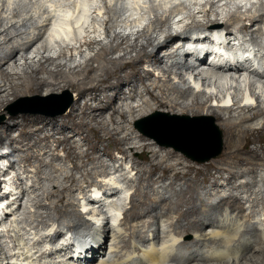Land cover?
Returning a JSON list of instances; mask_svg holds the SVG:
<instances>
[{
  "label": "bare ground",
  "instance_id": "1",
  "mask_svg": "<svg viewBox=\"0 0 264 264\" xmlns=\"http://www.w3.org/2000/svg\"><path fill=\"white\" fill-rule=\"evenodd\" d=\"M16 1L0 0V4H3L0 7V106L8 102L10 97L17 98L25 95L43 94L46 88L50 89V95L55 94L57 91L73 90L76 93L75 104L72 105L66 117L70 122L81 121L83 126L88 125L89 122H84L87 119L90 120L89 124L91 125L93 122L99 124V128L90 126L93 131L105 130L106 139L116 140L122 146L121 152H119L122 157L120 160L121 166L117 164L120 166L117 167L115 164V171L108 172L104 169L97 171V169H94L95 173L93 175L92 171L89 172L88 170L85 176L88 183H93L94 181H90L93 178L97 179L98 183L95 180L96 185H90L87 188H82L81 185L79 189L81 197H78L75 192H70L69 195L66 193V191H70L73 188L72 185L74 183L79 185L74 174L66 175L63 182L56 180L49 192L45 187H42L41 190L48 196L47 198L58 197V200L48 205L49 207L43 204V201H39L35 207L50 209L53 206L54 210L62 218L68 220L67 223L65 220H60V222L53 223L52 226L50 225L47 228H45V225V227L40 228L46 220H44L42 215H37V218L34 217L33 220L26 217L24 220L25 227L23 226L25 230L23 228L21 230L15 219L23 208L21 202L26 198L27 188H23L22 184L24 182L21 178H17L18 175L16 176V181H12L14 176L7 181L0 178V190L5 189L4 192H0V206L4 204V207L0 208V223H5L6 225L11 223L9 229L6 230L5 237L9 242H3H8L9 244L10 252L8 254L12 262H9L1 242L2 236H0V256L2 258L0 259V264H37V261H39L38 264H264V216L253 222V218L256 217V204L261 203L264 206V175H259L257 172L258 167L264 171V151H262L264 150V106H262V104L264 105V98L261 99L257 91L258 87L251 78V76L253 78L257 76L263 77V74L255 70V65L250 59V56L254 55L256 51L260 54L259 56L264 54V2L257 0L260 1L259 5L255 1H251L252 9H257L258 13L256 12V15L247 17L246 13L243 15L246 18L239 19L230 14L229 17H232L227 22H225L228 18L227 15L224 22L217 16L218 19H209L205 25L200 22L204 27L200 26L197 29L204 30L198 31L200 33H192L187 37L189 39L183 41V43H202L203 51L195 52L196 55L202 56V53L205 52L206 56L209 55V60L220 63V66H218L220 69H232L230 71L237 67L241 69L239 76L234 80L235 83L227 87V90H232L235 103L238 105L236 108H232L211 105V101H219L224 95V90L217 80L207 83L208 87L216 89L215 93L211 95L203 92H194L193 88L189 86L186 75L189 74L188 71H190L191 67L176 61L177 48L179 47H176L175 44L181 40L179 33H174L169 27L167 30L169 32L165 36L163 34L161 36L162 42H157L159 38L154 37V33L159 27L166 25L168 21L171 25L180 27L181 23H185L186 14L191 16L189 19L197 20V17H194V12H191L194 6L188 7L192 1H195V7L197 5L198 7L202 6V10L198 13L204 14L203 17L208 16L210 18L211 15H219L220 17L224 11L222 10L223 12H221V8L219 9L221 5L219 0V6L215 0H206L205 4H203L205 0H189V4L187 0H149L152 4L148 7L150 9H148V12L150 11L149 14L153 17L149 18L146 16L149 21L148 23L146 22L147 25H145L146 27L144 26L145 28L143 27V30L138 31L136 29L133 31L131 36L134 37L135 35V39L130 37V32L128 33L126 30H131L145 21V13L142 15V12L147 4L144 0H42L40 3H34V0V5H23L26 0L22 1V5H16ZM145 1L148 2V0ZM200 1L201 3H199ZM230 2L234 3V1ZM236 2L235 4H237ZM239 2V5H241V0ZM252 2L256 6L258 5L259 9L255 8L256 6ZM129 3L132 8L133 18L125 16L124 19H120V13L116 11L117 5L119 6L120 4L121 6V4H124V7L126 6L127 8ZM11 4L16 6L12 7ZM224 5L228 4L225 2ZM46 7L52 9L51 14ZM221 7L223 8V6ZM240 8L239 10H242ZM249 9L247 10L248 14L252 10ZM194 10L196 12V8ZM239 10L237 9V12ZM9 12H11L12 17H5L6 13ZM31 13H35V15L37 13L40 20L39 23V20L33 14L34 17L31 16L32 19L30 16L29 20L25 17L24 21L22 20V24L10 21L11 25L7 26L5 23V20L9 17L18 20L23 19V16L28 17ZM139 13L140 15H138ZM238 13L240 14V11ZM175 15H180L179 21H170ZM34 18L37 19V22ZM142 25L140 26L141 28ZM233 26H237L238 30H242L241 32L248 31L250 38L247 40V35L243 36L240 35L241 32L238 34L236 33L237 31H233L231 29ZM121 28L126 31L127 36L124 35L126 37L121 36L122 32L119 31ZM182 28L185 32L191 30L187 27ZM212 29H217L216 31L220 33H215L211 38L207 34ZM100 30L101 32L103 30V34H106L108 39H110L108 44L102 42H107V40L101 41L99 39L100 37H105L100 36V34L102 35ZM113 32L115 33L113 34ZM78 33L85 35L78 37ZM71 38L75 41L74 44L64 42V40ZM142 39L146 41V44H143L141 49L137 50ZM131 40L134 42L132 41L133 44L129 46V49L119 56L115 55L123 50V45H127ZM54 43L56 46H62L60 54L55 59L48 54L56 47ZM115 43H118V45H115ZM95 45H102V47L94 56L95 59L88 54L86 59L88 57L91 59L87 62L85 61L86 64L84 66H82L83 64H79L76 67L69 66V63L72 64L74 60L80 57L78 55L74 59L72 58L74 55H72L69 61L67 60L65 63L62 60L67 59V54L75 49H79V53L82 54L84 48H91ZM181 46L186 45L181 44ZM31 51L34 53L33 56L30 55L32 54ZM134 51L137 52L135 57L132 56ZM162 53L165 54L162 56ZM112 54L116 57L110 58L109 56ZM227 55L228 57H223ZM18 56L22 57L24 65L20 63ZM57 60H62L63 62L57 63ZM93 61L98 62L97 69L92 67L94 65ZM12 63H14V66L7 69L6 66H10ZM140 65H145L146 68L141 71L139 69ZM51 66H54L55 70L49 71ZM67 66L70 67L69 73L65 72ZM128 68L131 69L130 72L126 71ZM80 72L87 73V76L84 78L75 77ZM43 73H47L49 75L47 76L48 78H41ZM23 74L25 76H22ZM16 76L18 80H21L18 83L13 80ZM151 79L154 80L148 83L147 81ZM137 80L139 81L138 83L136 82ZM241 82L246 84L250 95L256 101L243 102L244 92L238 84ZM141 88L144 89L145 95L155 102V105L149 103L150 101L147 98L145 99V95L140 97L142 104L138 106L127 105V108L129 107L131 111L130 113H134L133 117H131L133 121L136 122L143 119L158 111V108H166L168 112L178 115L213 116L218 120L220 127L224 131L225 151L223 160L225 167L220 168V171H226L229 174L226 178L229 182L228 186H230L229 191L216 189L217 193L215 191H207L205 195H202L200 189L191 184L190 190L178 197L177 207L179 208L185 202L187 194L190 195L189 198L187 197L190 208L186 212L181 213V216L185 217L188 223L187 225L180 223L176 228L183 229L180 231L181 235L195 233L196 240L192 244L181 240V237L176 236L173 231L165 232L163 228L161 229L159 222L156 230L147 239V234L150 233L148 229L151 224L143 221L144 218L153 217L154 219L162 220L168 212H172L174 209L173 203L169 202L173 197L168 196V193L160 192H154L153 196L157 194L155 198L149 196L146 190L149 186L158 183L155 180L148 182L147 186L141 187V189H136V193L132 194L130 187L127 186L129 182L132 184L133 180L129 179V176L135 171L137 172L135 176L139 174L143 176L144 174L151 175L163 169L165 173L173 174L175 178H181L191 175L196 168V165L186 157L187 155L184 152L186 156L181 153V150H179L181 152H178V150L175 151L174 149H165L160 146V141L156 137L147 139L146 135H137L138 133L135 136V131L125 134L128 130L123 124L129 123V116L127 111L123 112L121 110L123 108L119 107L117 102L122 99L126 101L131 99L135 102ZM86 97H89L88 100H86L84 105H81V100ZM190 97H192L191 101H189ZM248 101L251 100L249 99ZM93 102H98V104L94 105ZM106 112H110V122L114 125L113 129H110L106 124L107 118L104 117ZM136 112L137 115H135ZM118 118L121 121H118ZM65 121L60 124L58 120H49L47 124L36 126L35 128H33L32 124L22 122H16L13 126H22L24 131L30 128L29 134L26 133V135H29V137L39 136V140H36L35 143L39 145L46 138L41 136V133L46 131L45 129L49 127L53 131L59 125H68V121ZM257 122L259 123L258 126L255 125ZM13 128L8 129L4 133L0 132V150L4 148L5 139L11 135ZM257 132L261 134L259 140L252 138ZM136 139H138L137 142ZM64 142L61 141V145ZM75 142L70 140L68 144L72 147V143ZM130 142H133L132 144L134 145H130ZM15 143H17L16 139H12L8 146L14 151L7 155L11 168L14 167L11 159L13 160V157H15V147H17ZM256 143L260 144L261 149L255 147ZM125 145H129L128 148ZM153 147L159 148V150L153 149ZM78 149L80 150L79 147ZM162 151H167L165 157L160 156L159 153ZM75 153L79 157L85 154L77 150H75ZM149 154H152V156L150 157ZM46 155L47 153H40L35 158L43 164ZM179 156L181 157L180 159L175 160V163H171L173 158ZM130 159L132 161L129 162ZM97 160L99 161L100 158H97ZM139 160L148 163V168H143L142 164L144 163ZM99 163L102 167H106L104 161L101 160ZM79 166L76 165V168H79ZM239 166L246 168H239ZM184 168H187L188 171L183 172L182 169ZM125 171L128 172L127 176L124 174L123 176L125 177L118 176ZM5 173L3 176L6 175ZM30 175L27 177V181L32 182L30 188L38 191L39 188H37L36 184L39 182L34 177L41 178L43 175L42 170L38 168L35 176ZM247 175H252V179L248 180L245 177ZM258 175L261 177L260 181H257ZM240 178L247 180L236 184L234 180ZM3 183L6 184L1 189ZM58 183H61V185ZM174 184L167 186L165 190L173 188ZM91 189L94 190L92 191ZM89 193L91 194L89 195ZM217 194L220 195V200L211 203L210 209H203L209 197ZM137 196L144 200L134 205V211L122 213L127 201L132 204ZM117 200H119V203ZM245 202L249 204L248 211L250 212L246 214L247 216L245 214L244 216L238 215V211L240 213L247 211L245 210ZM60 204H63V208H60ZM224 205H229L231 212H221V207ZM113 209L122 218L118 216L114 223L111 224L106 215L107 211ZM46 217L50 218L51 216L47 215ZM129 217L134 218L136 223L130 228H125V226L127 227L125 220ZM1 224L0 227H2ZM66 226L69 231L67 233L61 232V227ZM44 228L46 232H42V234L40 229L44 231ZM73 231L76 232L72 233ZM129 231L130 235L128 234ZM161 232L168 233V237L162 238ZM129 236L133 241L131 243L133 251L128 254L124 252L125 248L129 246L125 238ZM57 238L58 240L65 239L66 244L62 245L59 251L55 247L54 250L52 246V253H47V256L42 249L44 242H47L45 244L48 245L49 242L47 240L51 239L55 243L58 241ZM137 239L146 241L147 244L140 245V240L137 241ZM16 246L20 247L15 248ZM84 247L86 253L83 251ZM184 249L189 251L188 255L186 253L183 254L182 251ZM87 250L89 251L87 252ZM63 253L64 255H62ZM40 254L41 256H39ZM68 254L73 256H70V259H65Z\"/></svg>",
  "mask_w": 264,
  "mask_h": 264
},
{
  "label": "rangeland",
  "instance_id": "2",
  "mask_svg": "<svg viewBox=\"0 0 264 264\" xmlns=\"http://www.w3.org/2000/svg\"><path fill=\"white\" fill-rule=\"evenodd\" d=\"M22 1H24V0H20V1L17 0L15 2V4L16 5L17 4L22 5L23 4ZM33 1L34 0H26L25 2H27V3L24 2L23 5H26V4L34 5V3H38V2L40 3L42 0H40V1L35 0L34 3H33ZM187 1L189 4V2L192 0H190V1L187 0ZM215 1H217V4L219 6L218 0H215ZM230 1H232V2L234 1V3H231ZM236 1L237 0H229V1L228 0L227 1L226 0H224V1L219 0V2H221L219 9L221 8V12L224 11V13L222 15H220V17H219V15H211L210 18L208 16L203 17L204 14L198 13L200 10H202L201 9L202 6L198 7V5H197V7H195V5H194L195 1H192L190 3V5H188V4L187 5H188V7L194 6L191 9L192 11L191 10L190 11L194 12V15H195L194 17L195 18L197 17L196 18L197 20L194 21L193 18L189 19V17H191V16L189 14H186V11H185V14H186V17L184 19L185 23H181L182 25L180 27L175 26V28L172 29V31L174 33H178L177 28L179 30H183L182 27H187L190 29L200 28V26H203V25H201V23L205 25L209 19L215 20V19L219 18L221 21L224 22V20L228 17L225 20V22H227L232 17V16L229 17L230 14H232L234 17L236 16L237 18L241 19V18H246L247 15H248L247 17H249L251 15H256L258 13L257 9L253 8L254 9V11H253V9H252L253 6L251 5V1H253V2L255 1L259 5H260V1L250 0V2H249V0H244V1L241 0V5H239L240 0L237 2ZM148 2H149V0H148ZM148 2L145 1L147 6L145 7V10L143 9V12H142V15L144 13L147 14V15L144 14V16H145L144 24L142 25V28L140 27V29L139 28L137 29L138 31L143 30L146 27L145 26V25H147L146 22L148 23V21H149L148 18L146 19V16L149 18L153 17L152 15L149 14L150 11L148 12V9H149L148 7H150V5L152 3L149 2L150 3L149 4ZM225 2L228 5H224ZM235 2L238 5L235 4ZM253 2H252V4H254V6H256V4ZM261 2H264V0H261ZM199 3H201V1ZM205 3H206V0H205V2L203 1V4H205ZM15 4L14 5L11 4L12 7L13 6L15 7L16 6ZM174 4L176 5V3H174ZM242 4L243 5L245 4L244 7L246 6V8L242 7L243 6ZM247 4H248V6H247ZM2 5L0 7H2ZM229 5L230 6L232 5V6L230 7ZM221 6H223V8ZM239 6L242 8V10H239V8H240ZM260 7H262V6H260ZM124 8H126V6L124 7V4H121V6L119 4V6L117 5V7H116V9H117L116 11H118V13H120V19H124L125 16L129 17V15L127 14L128 12L126 11L127 8L126 9H124ZM195 8H196V12L194 10ZM229 8L231 9L232 13H231ZM232 8H234V9H232ZM249 8L252 9L251 12L249 11V14L251 13L250 15L248 14V11H247ZM255 8L259 9V6L257 5ZM237 9L240 11V14L238 13L239 11L237 12ZM233 10H236V11H233ZM252 11H253V13H252ZM8 14H9V16L12 17L11 12L6 13L5 17H8L7 16ZM32 14L35 17H37V19H38L37 13H36V15H35V13H31V15L29 14L28 17L23 16V19L21 18L18 20H14L11 17H9L5 20L6 21L5 23L7 26L11 25L9 23L10 21L17 23V24H22L25 17L28 18L27 20H29L30 19L29 16L30 17L33 16ZM236 14H238V15H236ZM245 14H246V16H243ZM226 15H227V17H226ZM31 19H32V17H31ZM37 19H35V21ZM7 20H9V21L7 22ZM16 21H18L19 23ZM39 22H40V20L38 21V23ZM168 23H169V21L167 22L166 25H161L159 27V29L156 31V33H154L155 35L153 34L155 38L156 37L159 38V39H157V42H160V41L162 42V38H161L162 34H163V36H165L166 33L169 32V31H167L169 28ZM192 23H194V24H192ZM248 27H250V26H248ZM124 28L119 29V31L122 32L121 36H124L127 34L126 31L124 30ZM237 28H238L237 26L231 27V29L233 31H235V32L237 31L236 33L239 34L242 30H238ZM21 30H24V29H21ZM247 32L248 31H243V32H241L242 34L240 33V35H243V36L247 35L246 39L248 40L250 38V36H249L250 34ZM100 33H102V35L100 34V36H105V37H103V38L100 37L99 39L101 41L107 40V42L106 41H102V42H104V44H106V43L108 44L110 39H108L106 34H103L104 33L103 30H102V32L100 30ZM114 33L115 32H113V34ZM126 36H124V37H126ZM142 40H141V42H139V46H138L137 50L141 49V46L143 44H146V41L144 39H142ZM132 41L133 40H131L129 43H127V45H123V50H121L118 54H115V55L119 56L120 54H123V52L126 51L127 49H129V46L133 44L134 41L133 42ZM115 45H118V43H115ZM55 46H56V44H55ZM61 47L62 46L54 47V50L52 49L53 51L51 50L48 53L50 55V57H52L54 59L57 58L56 56H58V54H60ZM101 47H102V45H99V46L95 45V46L91 47V48H93V51H90L88 53H87V48H84V50H83V53L85 52L84 56L82 53L80 57H78L79 55L72 57V55H74V54H73V52H70L67 54V59H62V60L65 63L67 60L69 61V59L71 57L73 59L78 57V59H80V61L78 63H77V61H76V63L75 62H73L72 64L69 63L70 64L69 66H72V67L75 66L76 67L79 64H81V65L83 64L82 66H84L89 59H91L92 57L94 58V56L98 53V51L101 49ZM34 50H32V51L34 52ZM33 52H32V54H30V53L29 54L31 56H33L34 55ZM88 54L91 58L88 57V59H86ZM30 55H29V57H31ZM52 55L55 57H53ZM136 55H137V52L134 51L132 53V56L135 57ZM162 56H163V53H162ZM109 57L112 58V57H116V56H113V54H112ZM18 60L20 61V63H22V64L24 63L21 56H18ZM62 60H57L56 62L62 63L63 62ZM93 63H94V65L92 67L97 69L98 68L97 67L98 62L93 61ZM11 66L13 67L14 63L10 64V66H6V68L7 69L12 68ZM67 67H66L65 72L67 71V73H69L70 67H68V68ZM22 68H21V70H23ZM144 68H146L145 65L139 66V69L141 71ZM50 70H55V67L54 66L49 67V71ZM126 71L130 72L131 69L128 68ZM81 72L79 75L76 74L75 77L77 76V78H84L87 76V73H81ZM22 76H25V75L23 74ZM47 76H49L47 73H43L41 75V78H48ZM28 78H29V76H28ZM26 79H27V77H26ZM174 79H175V77H174ZM13 80L17 83L21 81V80H18L17 76L14 77ZM153 80L154 79H151V80H148L147 82L151 83ZM176 81H177V79H176ZM136 82L138 83L139 81L137 80ZM49 90L50 89L46 88L45 92L43 94L25 95V96H20L17 98L16 97L15 98L10 97L8 102H6L4 105L0 106V132L1 133H4L8 129L13 128L14 127L13 125L16 122L32 124L34 126L33 128H35L36 126H43V125L47 124L49 122V120H58L60 124H62L61 122L64 123L65 120H66L65 122L68 121L67 122L68 125H63V126L59 125L58 128L55 129L56 131L55 130L52 131V129L49 127L47 129H45L46 131L44 133H41V136L43 138L44 137H46V138L39 145L35 144L36 140H39V138H40L39 136L29 137V135H26V133L29 134L30 128H27V130L24 131L22 126L14 127L13 130L11 131V135L5 139L4 148L2 150H0V178L6 179V181L9 180L10 178H13L12 176H14L12 181H14V180L16 181L17 178H21L24 182L22 184L23 188H27V195L25 196L26 198L24 199L23 202H21L23 208H22L21 212H19V214L17 215V218L15 219V220H17L16 223L20 226L21 230H22V228H23V230H25V228H24L25 227L24 226L25 221L24 220L26 217H29V218H31L30 220H33L34 217L37 218V215L38 216L42 215L44 217V220H46L44 222V224L41 225L40 228H43L44 225L46 226V227L44 226L45 228L50 227V225L52 226L53 223H58V221L60 222V220L61 221L65 220L66 223L68 222V220L62 218L60 216V214L54 210L53 206L50 209L49 208L46 209V208L35 207V205H37L39 201H43L42 203L47 205V207H49L48 205H51L53 202H56L58 200V197L47 198L48 196H46L44 191L41 190L42 187H45L46 190L49 192V190L52 189L53 184L56 182V180L59 182H63L64 177L66 175L74 174L75 177L77 178L78 182H79V185L74 183L72 185L73 188H71L70 191H66V193H67V195H69L70 192H75L76 195H78V197H81L80 196L81 193L79 190L81 185H82V188H87L90 185L95 186L96 182L98 183V180L95 178H93V180H90L91 182L94 181L93 183H90V182L88 183V180L85 178L88 170H89V172L92 171L93 175L95 173L94 169H97V171H102L104 169L105 171L112 172V171H115V167L117 164H119V165L121 164L120 160H121L122 156L119 154V152H121L122 146L119 143H117V141L114 139H106L105 138V130L100 129L99 132L92 130L91 126L99 128V124H96L95 122H93L91 125V124H89L90 120L87 119L84 122H87V123L89 122L88 125L83 126L81 124V121L78 120L79 122L76 121L77 123L76 122H70L69 119L66 117L70 108L72 107V105L75 104L76 93L73 90H66V91H57L55 94L50 95L51 92ZM126 91H127V89H126ZM145 94L146 93H145L144 89L141 88L139 90V95L136 96L137 102L136 101L134 102L131 99H127V101L124 99L118 100V102H117L118 106L123 108V109H121L123 112L127 111L128 116H129L128 117L129 123L123 124L124 127L127 128V130H128L125 132V134L126 133H132L135 131L136 132L135 136L137 133H138L137 135L144 134L147 136L146 137L147 139L153 138V135L154 136L157 135L158 137H160V146H163L165 149H174L175 151H177V149L174 148V144L178 145L179 147L189 148L193 152V154L195 155L196 159H192V158L186 156L183 152H181L179 150H178V152L183 153L188 159H190L196 165V168L192 172L191 175H189L187 177H181V178H175L173 176V174L169 175L168 173H165L163 169L158 170L151 175L144 174L143 176H140V174L135 176V173H137L135 171V173H133L131 176H129V179L133 180L132 184H131V182H129V184H127V186L130 187L129 189H131V194H132V193H136V189H138V188L141 189V187L147 186L148 182L155 180V182H158V183L155 185L149 186V188H147V190H146L148 192L149 196L155 198V197H157V194L155 196H153L154 192H160V193H168V196L173 197V199L169 200V202L173 203L174 209L172 210V212H168L164 216V218H162V220L161 219L160 220L154 219L153 217L144 218L143 221H145V222L147 221L149 224H151L150 228L148 229V231H150V233L147 234V239L152 235L154 230H156V228L158 227V222H159V225H161V229L163 228L165 232L173 231V233L176 236L181 237V240L187 241L189 244H192L196 240V234L195 233H186V234L181 235L180 231H182L183 229H177L176 228L178 226V224H180V223L182 225H187V223H188L186 218L181 216V213L186 212L190 208V205L188 204V200H187L190 197V195L187 194V196L185 198V202L182 203L181 207H179V208L177 207L178 197L183 195L184 193L188 192L190 190L191 184L193 186L198 187V189H200V193L202 195H205L207 191H215V193H217L218 189H220L221 191L222 190L223 191L225 190L227 192L229 191V188H230V186H228L229 182L226 180V178L228 177L229 174L226 171H220V168L225 167L224 166L225 162L223 160L224 151H225L224 131L220 127L218 120L213 116L207 117V116L178 115L176 113L168 112V109H166V108H158V111L153 112L152 114H150V115L144 117L143 119L135 122V121H133V118H131V117H133L134 113L133 114L130 113L131 111H130L129 107L127 108V105H129V106L130 105L131 106L137 105L138 106L139 104H142L140 97L142 95H145ZM102 97H104V95H102ZM144 97H145V99L147 98V100L150 101L149 103H151L152 105H155V102H153L149 98V96L145 95ZM88 98L89 97L82 99L80 104L82 103L81 105H84V103L86 102V100H88ZM191 99H192V97H190L189 101H191ZM261 102H263V101H261ZM93 104L96 105V104H98V102H93ZM67 105H69V109L67 110V112L64 114H61V111ZM262 106H264V105L262 104ZM135 115H137V112L135 113ZM104 117L107 118L106 124L108 125V127H110V129H113L114 125H112L110 122V112H106ZM188 117H189V119H188ZM195 117H196V119H195ZM119 119L120 118H118V121H121V119L120 120ZM258 122H260V121H258ZM258 122L255 124L256 126H258V124H259ZM32 125H31V127H32ZM84 127H86V128H84ZM220 134H221V145H222L221 154L217 158L212 159L208 162H200L199 161L200 159H204V158L208 157L209 155L213 154L214 152H216L217 141H218L217 138L219 137ZM260 137H261V134L258 132L252 136V138L257 139V140H259ZM12 139H16L17 143H15V145L17 147H15V149H16L15 155H14L15 157H13V160L11 159L14 167L11 168L10 164H9V160H8L9 158H7V155H9V153H11V152H14V151H12V148L11 149H10V147L8 148ZM70 140H71V142L76 141L75 143H72V147L69 146V144H68V142ZM137 140L138 139H136V142H137ZM61 141L62 142L65 141L63 143V145H61ZM132 143L130 145H134ZM128 146L129 145H125L126 148H128ZM78 147L80 148V150L78 149ZM255 147H258L259 149H261L259 143H256ZM153 149L159 150V148H155V147H153ZM72 150H74V151H72ZM75 150H77L78 152L80 151L82 154L83 153H85V154H83L82 157H79L77 155V153H75ZM262 151H264V150H262ZM40 153H47V155L45 157V162L43 164L38 162V159L35 158V156L37 154H40ZM159 154L161 157H165L167 154V151H162ZM149 156L151 157L152 154H149ZM97 158H100L99 161L102 160L106 163L105 168L101 166V164L99 163ZM180 158H181L180 156L173 158L174 160L172 159L171 163H175L176 162L175 160L180 159ZM130 161H132V159H130L129 162ZM139 161L141 163H144V164H142L143 168H148V166H149L148 163H145L143 160H139ZM76 165H80L79 168H76ZM119 165H117V167L121 166V165L120 166ZM100 166H101V169H100ZM112 167L114 168V170H112L113 169ZM240 167L241 168L243 167V169L246 168L244 166H239V168ZM38 168H40L42 170L43 175L41 176V178L40 177H37V178L34 177V179L37 182H39L38 184H36V186H37V188H39V190L34 191V189L30 188L32 185V182L31 181L28 182L27 177L30 174H31L30 176H35ZM16 171H18V172H16ZM127 171L129 172V170H127ZM127 171L121 172L122 175L119 174L118 176H120V177L127 176L126 175L128 173ZM182 171L187 172L188 169L184 168V169H182ZM198 171H199V173H198ZM257 172L259 175H264V171L262 168L258 167ZM4 173L6 174L5 176H3ZM123 174L125 176H123ZM16 176H17V178H16ZM133 176H134V178H132ZM143 177H144V179H143ZM245 177L248 180L252 179V175H247ZM247 179L240 178L238 180H234V182L236 184H239L242 181L247 180ZM260 179H261L260 176L257 177V181H260ZM95 180H96V182H95ZM172 183H175L174 187L169 189V190H165V188L167 186H170ZM5 184L6 183L2 184L1 189L5 186ZM58 184L61 185V183H58ZM261 185H262V183H261ZM91 190L93 191L94 189H91ZM263 190H264V188H263ZM2 191L4 192L5 189H2ZM2 191L0 190V192H2ZM77 191H79V192H77ZM90 194L91 193H89V195ZM141 200H144V199L137 196L136 198H134L132 204H130V201H127V203L125 204L124 212L134 211V205ZM219 200H220V195H218V194L216 196H210L208 199V202L206 203V206L203 209H210L211 205H212L211 203L218 202ZM244 201H246V200H244ZM245 203H246L245 204V208H246L245 210H247V211H244L245 213H240V211H238L237 212L238 215L244 216V214H245V216H247L246 214H248L250 212V211H248L249 204L247 202H245ZM197 204L199 205V203H197ZM256 205H257V207L255 208L256 217L253 218V222H256L257 220H259L261 217L264 216V208H263L264 206L261 203H259V204L257 203ZM3 207H4V204L0 206L1 209ZM60 208H63V204H60ZM230 210L231 209H230L229 205H224L221 207L220 211L225 212V211H230ZM26 212H28V213L26 214ZM47 215H50L51 217L48 218V217H46ZM6 222H8V221H6ZM125 223L127 224V227L125 226V228H130L133 224L136 223V220L134 218L129 217L127 220H125ZM9 225H6L5 223H3V224H1L2 227H0V236H2L1 242L3 243V246L5 248V253H7L8 258L10 257L8 254L10 252V247H8L9 241L5 237H6V230H8L10 227ZM36 225H38V223H36ZM45 228L43 229L44 231H42V229H40L41 233L46 232ZM62 228H64V229H62ZM62 231L64 233L65 232L67 233V231H69V228L67 226L61 227V232ZM81 231H83V230H81ZM75 232L76 231H73L72 233H75ZM128 234L130 235V231L128 232ZM77 236H79V235H77ZM77 236H76V238H78ZM161 236H162V238H167L168 233L165 234L164 232L163 233L161 232ZM57 240H58V238H57ZM125 240L128 241L129 246L127 248H125L124 253L129 254L133 251V247L131 245V243L133 241H132V239H130V236L126 237ZM138 240H140V239H137V241ZM3 241H5V242L8 241V242L5 243ZM47 241L49 242V244L46 245L47 242H44V244H43L44 247H42V249L44 250V252H46V255L48 256V254L52 253L51 247L53 246V244H57V243L56 242L54 243V241L52 242L51 239L47 240ZM139 242H140V245L147 244L146 241L140 240ZM19 247L20 246H16L15 248H19ZM53 248H54V246H53ZM59 249H60V247L57 248L58 251H59ZM54 250H55V248H54ZM68 250L71 252L70 249H68ZM88 251L89 250H87V252ZM182 252H183V254L184 253H186L187 255L189 254V251L187 249H184ZM15 253H16V251H15ZM40 253H43V252H40ZM64 253L62 255H64ZM39 256H41V254ZM68 256H69V258H68ZM70 256L72 257L73 255L68 254L65 259H70L71 258ZM55 257H57V256H55ZM0 259H2L1 256H0ZM9 261L11 262L10 258H9ZM38 263H39V261H37V264Z\"/></svg>",
  "mask_w": 264,
  "mask_h": 264
},
{
  "label": "water",
  "instance_id": "3",
  "mask_svg": "<svg viewBox=\"0 0 264 264\" xmlns=\"http://www.w3.org/2000/svg\"><path fill=\"white\" fill-rule=\"evenodd\" d=\"M69 108V105L65 106L63 108V110L61 111V114L65 113ZM159 113V112H158ZM187 119V118H186ZM189 119V117H188ZM196 119V117H195ZM153 137H156L159 139L160 141V137H158L157 135H153ZM218 141H217V150L216 152H214L213 154L209 155L208 157L204 158V159H200L199 161L200 162H208L212 159H215L217 158L221 152H222V145H221V134L219 135V137L217 138ZM174 147L177 149V150H181L182 152H184L188 157L192 158V159H196L195 155L193 154V152L189 149V148H184V147H179L178 145L174 144Z\"/></svg>",
  "mask_w": 264,
  "mask_h": 264
},
{
  "label": "clouds",
  "instance_id": "4",
  "mask_svg": "<svg viewBox=\"0 0 264 264\" xmlns=\"http://www.w3.org/2000/svg\"><path fill=\"white\" fill-rule=\"evenodd\" d=\"M7 16H9V15H7ZM61 240H62V239H60L59 241H57V242H56L57 244H53V246H54L55 248H59V247H61L62 244L59 243Z\"/></svg>",
  "mask_w": 264,
  "mask_h": 264
}]
</instances>
